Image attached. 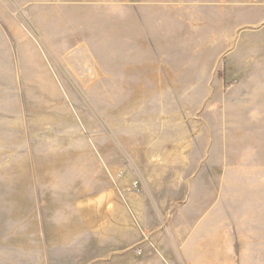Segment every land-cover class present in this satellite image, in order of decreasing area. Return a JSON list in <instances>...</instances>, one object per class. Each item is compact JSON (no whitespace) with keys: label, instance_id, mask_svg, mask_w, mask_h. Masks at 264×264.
Listing matches in <instances>:
<instances>
[{"label":"rangeland","instance_id":"1","mask_svg":"<svg viewBox=\"0 0 264 264\" xmlns=\"http://www.w3.org/2000/svg\"><path fill=\"white\" fill-rule=\"evenodd\" d=\"M241 34L246 48L234 57V65L255 61L264 66V0H0L6 55L0 73V252L5 259L16 264L23 256L20 247L34 252L44 243L58 257L61 245L66 246L63 257L65 252L69 259L77 257L78 242L87 243L93 234L89 228L99 227L104 221L99 214L115 203L75 198L79 188L59 184L68 179L84 176L94 185L114 176L126 188L139 180L146 198L134 201L149 206L162 229L192 190V198H264V107L254 106L249 115L233 104L224 130L221 123L228 90L232 97L260 98L258 82L227 72L226 54ZM252 42L255 46L248 48ZM20 52L35 53L54 71L66 89L59 92L60 102L50 91L23 90L29 82L22 70L26 55ZM243 84L251 90L235 91ZM169 85L178 89L163 90ZM52 100L60 110L68 106L83 130L79 136L76 124L65 125V115L56 118V107L52 115L39 112ZM31 106L39 110L29 117ZM144 113L163 122L174 118L180 130L175 128L170 138L168 130L160 129L154 138H144L143 146L132 139L126 147L119 138L124 125ZM29 121L34 132L28 131ZM222 130H248L255 136L229 139L227 171L221 169ZM35 133L37 138L28 137ZM82 145L91 154L86 153L84 172L53 169L62 168L54 163L55 154ZM236 146L239 155L232 149ZM113 147L118 155L110 168L98 155L105 153L112 161ZM203 150L210 169L181 170L184 163L200 165ZM84 189L89 194L96 187ZM238 209L230 203L231 211Z\"/></svg>","mask_w":264,"mask_h":264},{"label":"crops","instance_id":"2","mask_svg":"<svg viewBox=\"0 0 264 264\" xmlns=\"http://www.w3.org/2000/svg\"><path fill=\"white\" fill-rule=\"evenodd\" d=\"M244 37L241 34L236 41L235 47L230 49L226 54L227 72L229 75L243 76L244 81L252 80L256 83L258 82L261 85L260 89L258 88L260 98L256 102L251 99L248 93L243 96H241V93H238L237 97H232V94L228 90V95L230 96L227 98V108L226 110H222L221 113L223 130L228 123V112L232 109L233 104L245 108L249 115L252 114L254 106L264 107V66L256 65L257 62L255 61L247 66H244L245 63L242 66H235L233 63L234 57L246 48L243 42ZM4 39L1 36L0 73L3 72L6 56L4 52ZM254 46L255 43L252 42V46L248 45L247 47L251 48ZM20 54L26 55L22 70L25 72V79L29 82L23 90L36 92L50 91L60 102L61 94L59 92L66 89L56 81L54 71L46 65L43 58L41 59L36 56L35 53L20 52ZM35 57L37 60L32 61V58ZM247 59L249 60L248 56ZM258 61H260L259 57ZM244 86L245 84L233 89L235 91L239 89L251 90ZM124 89H129V87L125 86ZM138 89L145 90L143 87ZM176 89L178 87L174 85L163 88V90L170 91ZM29 96L32 97L34 95L30 93ZM37 96L43 97V95L39 94ZM51 104L52 106H48L49 108L41 107L40 110L36 108L35 112L39 110V112L45 113L47 111L52 115L56 107V118L60 119L61 113L65 115V118H63L65 125L68 127V123L71 122L74 127L76 124L74 128H76L77 134L75 136H79L78 131L80 128L78 122L72 119L73 115L69 111L68 106L66 105L60 110V104L54 106L53 100ZM35 112L32 111L31 106L28 110L29 117ZM174 120L172 118L163 122L161 116H149V114L144 113L141 114L140 120H126L125 123L128 121L131 126L124 125L125 134H120L119 138H123L126 147L131 146L132 139H140V144L143 146L144 138H154L160 129L168 130L169 137L173 138L175 128L177 131L180 130V123H175ZM59 121L61 122V120ZM59 121L57 120L58 123H60ZM245 121L251 123L249 119ZM138 122H140V126L137 125ZM32 124L33 122L29 121V132L36 130ZM80 130L83 131L82 129ZM223 130L221 138L225 139L226 142L221 144L225 150L221 169L227 171L230 169L229 139H251L255 136L254 132L248 130L243 132L239 130ZM187 133L189 135L190 132L187 131ZM28 137L30 139L32 137L37 138V134L35 133V136L29 134ZM40 137L45 138L47 136ZM148 144L149 146L151 145L150 142ZM69 149H66L68 152L64 154L63 152H59L60 155L55 154L56 159L54 163H62V168L53 169L66 171L76 169L79 172H84L85 156L86 153L91 155L90 152L85 151L83 145ZM232 149H237V155L240 154V146L233 147ZM131 150L133 152L129 154L132 157L136 153L134 148H131ZM111 151L112 161L111 157L105 156V153L99 152L98 155L102 157L104 163L110 168L114 166V158L118 155L115 147ZM205 151L203 150L202 152L201 166L192 161L184 163V167L181 166V170L197 171L210 169L207 162H203L206 156ZM67 153L70 155L68 156L69 158L64 156ZM190 153L188 152V155ZM110 155L111 152L109 153ZM190 156L192 155L190 154ZM95 159L98 162L99 159ZM151 159V156H149L148 161L152 162ZM91 164L89 163V165ZM94 164L96 163L94 162ZM152 167L158 168L150 165V168ZM176 168L180 170V165ZM83 177L68 179V181H62L59 184L79 188L75 198H103L107 199V201H114L115 205L113 209L99 214L104 221L99 223V227L89 228L93 230V234L87 243H84L85 241L78 242L77 257L69 259L66 255L67 252H65L63 257L66 246L62 245L59 250L60 257H58L57 253H53V251L49 252L52 246L49 247L47 243H44L43 248H36L34 252L31 249L20 247V250H18L19 252H23V256L17 259L16 264H264V198H192L193 190L191 189L192 191L188 198H185L183 203L178 204L175 208L168 222L169 225L166 229H162V225L158 224V222L156 223V217L151 213V208L147 205L137 204L134 201L136 198H146L142 195L141 183V189L134 191L132 188L134 181L126 188L122 186L123 184H118V179H114L113 176L112 179L101 181L100 183L94 182L96 189L86 194L84 187L94 185H92L93 182L91 180L86 181ZM196 180V177L189 180L191 188L195 186ZM81 187L83 188L82 190H80ZM118 199H120V203L116 202ZM230 203L239 205L240 210H236V213L231 211ZM116 208H120L119 212L115 211L117 210ZM79 215L78 213V217ZM80 217L83 218L84 216ZM134 219L138 226H134ZM230 224L233 225V229L231 230L235 234L233 239L230 238L229 234ZM245 224H247V227H245ZM67 241L65 240V243ZM25 251H29L30 254H27ZM0 264H12V262L11 260H6L4 253L0 252Z\"/></svg>","mask_w":264,"mask_h":264},{"label":"built area","instance_id":"3","mask_svg":"<svg viewBox=\"0 0 264 264\" xmlns=\"http://www.w3.org/2000/svg\"><path fill=\"white\" fill-rule=\"evenodd\" d=\"M132 188L134 191H139L141 189V186H140V183H139V180H135L132 184Z\"/></svg>","mask_w":264,"mask_h":264}]
</instances>
